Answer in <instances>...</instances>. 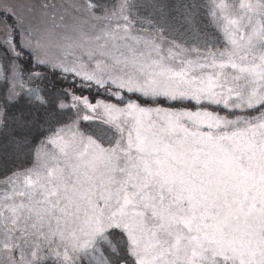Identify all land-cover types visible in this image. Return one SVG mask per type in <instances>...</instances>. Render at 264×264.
<instances>
[{
	"label": "snow or ice",
	"instance_id": "obj_1",
	"mask_svg": "<svg viewBox=\"0 0 264 264\" xmlns=\"http://www.w3.org/2000/svg\"><path fill=\"white\" fill-rule=\"evenodd\" d=\"M0 264H264V0H0Z\"/></svg>",
	"mask_w": 264,
	"mask_h": 264
}]
</instances>
